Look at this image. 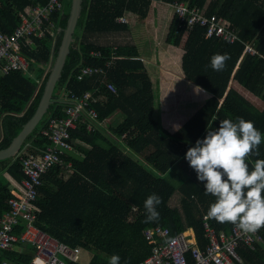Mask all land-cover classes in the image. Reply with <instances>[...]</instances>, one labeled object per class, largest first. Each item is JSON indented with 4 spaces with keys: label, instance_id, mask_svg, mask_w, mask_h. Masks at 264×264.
<instances>
[{
    "label": "trees",
    "instance_id": "obj_1",
    "mask_svg": "<svg viewBox=\"0 0 264 264\" xmlns=\"http://www.w3.org/2000/svg\"><path fill=\"white\" fill-rule=\"evenodd\" d=\"M65 12L53 16L62 32L56 39L48 33L35 38L36 47H23L30 60V71L0 74V150L6 149L33 117L44 94L51 69L57 58L70 18L72 0H62ZM171 3L175 0H165ZM197 5L207 13L229 19L241 40L230 43L222 38L205 37V28L196 26L190 32L179 27L173 9V20L167 42L179 45L185 41L182 68L186 77L207 91L204 105L181 128L170 133L155 116L153 83L145 63L134 45H100L92 39L100 34L128 31L127 23L117 19L126 11L146 16L150 0H82L80 17L61 78L54 92V102L46 115L27 137L20 152L0 161V217L10 211L11 181L24 178L20 154L27 145L31 152L44 149L49 143L41 134L51 117H65L67 104L56 100L59 89L66 86L77 94L96 91L100 100L92 106L104 122L116 111L119 118L106 126L87 129L88 120L71 130L70 142L79 151L67 152L65 161L71 169L52 167L42 176L34 202L36 225L72 247L80 246L93 253L89 264H108L112 255L120 256V264H139L151 254L144 231L162 226L172 235L192 228L199 245L208 243L203 216L215 197L204 194L203 183L185 160L190 147L215 130L224 119L241 117L254 122L264 135V107L259 109L247 94L264 101V58L246 55L245 43L254 42L264 54V0H179ZM47 0H0V31L12 33L21 22V13ZM92 50L118 56L109 72V80L117 88L109 91L100 75L77 79L83 65L101 66L104 60L90 56ZM231 57L223 71H213L210 60L214 54ZM236 85V86H235ZM239 87V88H238ZM125 135L124 138L122 136ZM36 150V151H35ZM264 159V142L259 156ZM170 175V178L168 177ZM155 193L162 199L157 206L160 219L145 223L144 201ZM139 212L130 222L133 208ZM217 231L229 234L233 226L208 219ZM22 220L17 232L23 231ZM264 241V228L261 230ZM16 249L0 251V262L9 257L18 264H30L35 250L17 244ZM242 264H264V242L255 249L238 248ZM66 264H78L67 261Z\"/></svg>",
    "mask_w": 264,
    "mask_h": 264
},
{
    "label": "built area",
    "instance_id": "obj_2",
    "mask_svg": "<svg viewBox=\"0 0 264 264\" xmlns=\"http://www.w3.org/2000/svg\"><path fill=\"white\" fill-rule=\"evenodd\" d=\"M170 5L177 15L179 27L190 32L196 26L205 28V37L222 38L230 43L241 40L234 24L224 16L207 13L200 6H191L188 2L175 0L171 3L165 0H153ZM65 5L62 0H47L44 5H35L27 13H21V22L12 33L0 31V74L6 75L13 71H30V60L23 52L24 46L36 47L35 38H43L48 33L54 39L62 32L61 26L53 16L64 15ZM128 23L125 16L117 19ZM246 55H258L264 58L254 42L245 43L242 58ZM90 56L104 60L101 66L83 65L77 73V79L100 75L105 87L116 93L117 88L109 80V72L115 66L118 56L104 54L101 50H92ZM99 91V90H96ZM95 90L86 91L80 95L66 86L59 89L56 98L67 104L65 117H51L47 128L41 134L47 137L49 143L44 149L31 152V145H27L20 154L24 178L21 181H12L9 200L10 211L0 217V251H11L17 244L29 245L35 250V255L41 257L45 264H66L67 261L81 263L85 249L80 246L72 247L36 225V210L34 202L37 199L38 188L42 185V176L52 167L72 168V163L65 161L67 152L79 151L70 142L71 130L88 120L87 129L95 130L98 126H106L99 120L97 110L92 106L100 100ZM86 117V118H85ZM125 135L122 136L124 138ZM35 150V151H36ZM139 212L133 208L129 221L136 220ZM203 216L208 243L201 247L192 228L172 235L167 227L160 225L150 227L144 231L149 244L152 245L151 254L141 260L139 264H242L243 258L238 252L240 246L256 248V244L263 242L261 228L255 235H245L241 231L232 229L227 234L214 229L209 220ZM25 221L23 231L17 232L21 221ZM174 239L175 243L166 241ZM33 257V258H34ZM0 264H18L3 260ZM32 264V262L30 263Z\"/></svg>",
    "mask_w": 264,
    "mask_h": 264
},
{
    "label": "clouds",
    "instance_id": "obj_3",
    "mask_svg": "<svg viewBox=\"0 0 264 264\" xmlns=\"http://www.w3.org/2000/svg\"><path fill=\"white\" fill-rule=\"evenodd\" d=\"M229 59L228 53L214 54L210 67L213 71H223ZM262 142L264 135L254 122L238 117L235 121L221 120L215 130L207 129L205 138L198 139L187 150L185 160L203 183L204 194L215 197L206 219L229 223L245 235H255L264 228V159L250 160L259 156ZM161 203L162 199L155 193L146 198L145 223L159 221L156 209ZM32 264H45V261L36 256ZM108 264H120V256H110Z\"/></svg>",
    "mask_w": 264,
    "mask_h": 264
},
{
    "label": "crops",
    "instance_id": "obj_4",
    "mask_svg": "<svg viewBox=\"0 0 264 264\" xmlns=\"http://www.w3.org/2000/svg\"><path fill=\"white\" fill-rule=\"evenodd\" d=\"M150 3L146 16L131 11L124 13L123 16L128 19V31L100 34L92 40L100 45L126 44L138 48L140 58L145 63V70L153 83L155 116L170 133H174L204 105L211 95L186 77L182 68L185 41L179 45L167 42L174 16L173 8L158 1L150 0ZM247 97L255 106L263 109V100L252 94H247ZM119 115L120 111L116 110L110 118L104 120L105 124L117 120ZM87 252L89 251L85 250L84 254ZM4 260L17 262L9 257H5ZM78 264L84 263L81 261Z\"/></svg>",
    "mask_w": 264,
    "mask_h": 264
},
{
    "label": "water",
    "instance_id": "obj_5",
    "mask_svg": "<svg viewBox=\"0 0 264 264\" xmlns=\"http://www.w3.org/2000/svg\"><path fill=\"white\" fill-rule=\"evenodd\" d=\"M82 0H72L70 18L68 25L65 29L62 43L55 60V63L51 69L44 94L39 103V106L33 115V117L24 125L21 132L14 138L12 143L6 149L0 150V161L15 157L21 150V147L27 137L35 130L38 124L46 115L49 107L53 104L54 92L56 86L61 78L67 56L70 52L71 43L74 40V33L78 23V19L81 13Z\"/></svg>",
    "mask_w": 264,
    "mask_h": 264
},
{
    "label": "rangeland",
    "instance_id": "obj_6",
    "mask_svg": "<svg viewBox=\"0 0 264 264\" xmlns=\"http://www.w3.org/2000/svg\"><path fill=\"white\" fill-rule=\"evenodd\" d=\"M72 5V4H71ZM115 120H113L112 122H114ZM168 177L170 178V175H168ZM17 248V247H16ZM93 256V253L92 252H87V253H83V260L82 263L86 264L89 262V260L91 259V257Z\"/></svg>",
    "mask_w": 264,
    "mask_h": 264
}]
</instances>
